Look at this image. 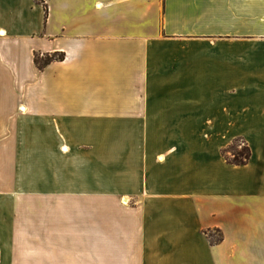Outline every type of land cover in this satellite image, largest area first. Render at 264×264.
Instances as JSON below:
<instances>
[{
  "label": "crops",
  "instance_id": "obj_1",
  "mask_svg": "<svg viewBox=\"0 0 264 264\" xmlns=\"http://www.w3.org/2000/svg\"><path fill=\"white\" fill-rule=\"evenodd\" d=\"M38 1L0 0V229L51 247L0 258L264 264V0Z\"/></svg>",
  "mask_w": 264,
  "mask_h": 264
},
{
  "label": "rangeland",
  "instance_id": "obj_2",
  "mask_svg": "<svg viewBox=\"0 0 264 264\" xmlns=\"http://www.w3.org/2000/svg\"><path fill=\"white\" fill-rule=\"evenodd\" d=\"M38 3L40 5H42V7H44V9H46L45 0H39ZM45 55H48V54H43L40 56H45ZM233 74H236L235 70H233ZM212 99L213 98H210V97H202L200 100L201 108L209 107ZM240 101H241L240 98L232 97L231 109H232V115H234V116H237L240 113L239 112L240 106H241ZM238 120L239 121L242 120V116H240V114L238 116ZM219 131H221L220 133H222V134H226V136H228V137H231V136L236 135V134L239 135L240 133L252 135V133L250 132L251 131L250 129H246V128L239 129L238 124H237V127H235V128H227V129L224 128V129L219 130ZM205 132L209 134V130H205ZM238 135L235 137H232L231 140L229 141V143H230L232 141V139L235 138L233 140V145H231V146H232V148L235 147L234 149H236V150H240L237 147L239 145L238 141H240L239 137L242 138L243 140H245L242 136H238ZM229 150H230L229 156H232L231 154L234 151L232 149H229ZM73 211L78 212V210H73ZM2 220L3 219L0 216V223ZM20 227H21V230L16 231V232L14 230L12 234L4 233V231L0 229V238L1 237H6V238L8 237L7 239L0 240V247L6 248V249H13V251L22 250V249H30L32 247H35L36 249H39L40 251H46L47 249H49L51 247L49 245V241L37 240V238L34 236V230H32V226L29 223H27L26 220L20 224ZM38 234H39V231H38ZM74 243H76V242H74ZM51 244H53V243H51ZM77 244H79V243L77 242ZM99 244L102 245V241H99ZM81 245H82L81 249H84L87 253L90 252L91 249H93V252L95 250V241L91 242V241L86 240L85 242H81ZM103 247H104L105 252H104V255L102 257H100V259H103L105 264H110L111 263V256H110V251H109L111 248L110 247V241H105L103 243ZM0 259L2 261L1 262L2 264H10L11 260H13V262H15L18 259V261L21 262V260L25 259V258H23V257H4V258H0ZM43 259H45V258H40L41 261H46ZM74 259L76 262L81 260L82 263L85 262V264H95V260H96L94 255L93 256H84L81 258H74Z\"/></svg>",
  "mask_w": 264,
  "mask_h": 264
},
{
  "label": "trees",
  "instance_id": "obj_3",
  "mask_svg": "<svg viewBox=\"0 0 264 264\" xmlns=\"http://www.w3.org/2000/svg\"><path fill=\"white\" fill-rule=\"evenodd\" d=\"M63 58H64L63 53H60V54L53 53V54H48L45 56H40L39 54L35 53L33 60H34L35 65L39 69H42L45 65L49 64L50 62H52L54 60H63ZM234 139H232V141L229 144H227L225 147H223L221 149V155L224 157V159L227 163L234 164V165L246 164L251 157V148L248 145V143L240 137H239L240 141H238L239 145L237 144L238 145L237 147L240 150L234 149L235 147L232 148L231 145H233ZM229 149H232L234 151L231 154L232 156H229V153H230ZM205 234L207 235V237L209 238V241L211 243L218 242L221 240V235L219 237H217L216 239H213V238H211L210 231H205Z\"/></svg>",
  "mask_w": 264,
  "mask_h": 264
}]
</instances>
